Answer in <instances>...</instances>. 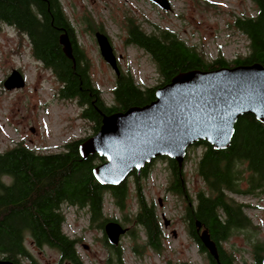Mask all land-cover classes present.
Wrapping results in <instances>:
<instances>
[{
  "label": "trees",
  "instance_id": "16d2710c",
  "mask_svg": "<svg viewBox=\"0 0 264 264\" xmlns=\"http://www.w3.org/2000/svg\"><path fill=\"white\" fill-rule=\"evenodd\" d=\"M252 2L255 12L238 14L233 21L246 39L247 52L230 60L221 54L209 60L194 44L189 45L181 39L177 32L159 27L146 31L139 22L127 18L125 42L150 56L160 74V82L141 86L130 72L120 69L111 90V103L104 99L91 77L90 59L61 0H0V28L3 25L14 28L28 39L32 55L59 82L58 95L76 100L81 106V116L91 121L93 134L101 124L102 114L150 102L155 97V89L179 72L254 62L264 64V0ZM88 28L103 31L102 26H93L91 22H88ZM61 33H67L70 39L73 59L63 51L59 41ZM88 136L72 139L54 152L37 151L23 142L0 151L1 258L18 264L23 258L33 259L27 244L29 240L37 248L55 249L57 264H85L77 250L80 238L71 237L63 230L64 205L86 208L90 225L94 224L104 233L106 221H118L105 215V195L108 193L114 204L123 208L129 194L128 179L135 190L137 206L130 215L135 226L131 230L127 228L126 232L134 238L142 234L144 244L160 252L161 224L154 203L146 202L142 186V179L149 174L154 161L160 158L168 161L172 177L169 189L187 199L184 220L198 250L206 254L207 264H236L233 252L223 244L237 230L251 229L250 234H255L252 231L255 225L244 210L248 204L236 201L235 196L259 197L264 194L263 122L251 113L239 116L227 148L216 149L206 140L194 143L203 146L195 171L204 187L193 196L189 192V197L183 163L179 165L165 155L147 162L139 172L133 170L130 177L117 185L101 184L93 174V168L103 157L96 153L83 157L79 152V143ZM197 221L201 224L200 230L206 229L216 243L219 262L200 240ZM102 240L107 249L105 264H123L121 244H111L105 233ZM251 244L255 260L261 264L264 240L256 238ZM132 248L134 252L138 251L136 246Z\"/></svg>",
  "mask_w": 264,
  "mask_h": 264
},
{
  "label": "rangeland",
  "instance_id": "374dc122",
  "mask_svg": "<svg viewBox=\"0 0 264 264\" xmlns=\"http://www.w3.org/2000/svg\"><path fill=\"white\" fill-rule=\"evenodd\" d=\"M169 1L170 8L164 9L151 0H61L90 59L91 77L108 103L113 101L111 90L116 75L100 54L88 22L102 26L120 69L130 72L141 86L159 83L160 74L144 50L125 42L127 18L139 22L146 31L159 27L177 32L209 60L217 54L230 60L247 52L246 39L233 21L238 14L255 12L252 0ZM14 68L22 74L25 84L7 89L3 81ZM58 89L59 82L53 73L32 55L28 39L16 29L3 25L0 28V151L23 142L37 151L54 152L72 139L92 134L91 121L81 116V106L74 99L59 96ZM202 149V145H190L183 161L188 197L189 192L193 196L204 187L195 171ZM151 166L149 174L142 179V186L146 202L154 203L161 224V250L156 252L144 244L142 234L134 238L126 232L119 242L123 249V264H207L206 254L198 250L188 235L184 220L186 197L169 190L172 177L168 161L158 158ZM128 180L129 194L124 207L114 204L106 193L103 210L107 217L116 218L123 227L131 230L135 225L130 215L136 211L137 201L131 179ZM235 200L248 204L244 210L255 225L252 229L255 234H250L251 229L237 230L223 246L233 252L236 264H258L251 240H264V194L259 197L236 195ZM64 214L63 230L71 237L80 238L77 250L84 263L105 264L104 233L94 224L90 225L87 209L64 205ZM27 244L33 259L23 258L20 264H57L55 249L37 248L29 240ZM135 246L137 252L133 251Z\"/></svg>",
  "mask_w": 264,
  "mask_h": 264
},
{
  "label": "water",
  "instance_id": "95a60500",
  "mask_svg": "<svg viewBox=\"0 0 264 264\" xmlns=\"http://www.w3.org/2000/svg\"><path fill=\"white\" fill-rule=\"evenodd\" d=\"M151 1L170 8L169 0ZM94 36L100 54L118 76L120 67L109 37L101 30H95ZM59 41L64 53L73 59L67 33H61ZM24 84L22 74L15 68L3 81L7 89ZM245 113L264 123L263 63L190 69L159 85L150 102L102 114L98 130L79 143V152L83 157L91 153L103 157L94 166L93 174L101 184L117 185L158 156H168L181 165L188 147L197 141L206 140L216 149L229 147L235 123ZM196 224L200 240L219 262L216 243L206 229L200 230L198 221ZM103 230L107 240L116 245L127 227L108 220ZM0 264L18 263L0 257Z\"/></svg>",
  "mask_w": 264,
  "mask_h": 264
},
{
  "label": "flooded vegetation",
  "instance_id": "af4514ba",
  "mask_svg": "<svg viewBox=\"0 0 264 264\" xmlns=\"http://www.w3.org/2000/svg\"><path fill=\"white\" fill-rule=\"evenodd\" d=\"M155 159H156V158H155ZM153 160H154V158H153L149 163L153 162ZM132 172H133V171H132ZM132 172H131V173H132ZM169 190H170V189H169ZM188 235H189V232H188ZM119 242H120V241H119Z\"/></svg>",
  "mask_w": 264,
  "mask_h": 264
},
{
  "label": "clouds",
  "instance_id": "9594fccd",
  "mask_svg": "<svg viewBox=\"0 0 264 264\" xmlns=\"http://www.w3.org/2000/svg\"><path fill=\"white\" fill-rule=\"evenodd\" d=\"M69 206H71V205H69Z\"/></svg>",
  "mask_w": 264,
  "mask_h": 264
}]
</instances>
